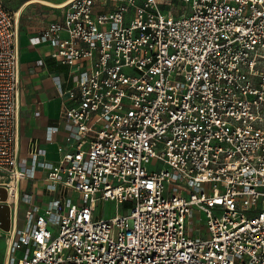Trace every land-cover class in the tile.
<instances>
[{"label":"built area","instance_id":"built-area-1","mask_svg":"<svg viewBox=\"0 0 264 264\" xmlns=\"http://www.w3.org/2000/svg\"><path fill=\"white\" fill-rule=\"evenodd\" d=\"M100 1L69 0L31 38L68 68L54 81L75 144L55 162L34 148L30 165L18 23L0 1L3 264H264V0ZM39 169L46 206L21 194Z\"/></svg>","mask_w":264,"mask_h":264},{"label":"crops","instance_id":"crops-1","mask_svg":"<svg viewBox=\"0 0 264 264\" xmlns=\"http://www.w3.org/2000/svg\"><path fill=\"white\" fill-rule=\"evenodd\" d=\"M14 14H16L19 52H20V116L17 130L18 154L20 160L31 164L30 152L34 148L44 149V160L55 162L64 153L74 148L75 141H68L73 134V127L63 117L62 107L69 102L68 96H61L54 77H67L68 68L56 64L51 59L53 47L48 42L40 45L31 43V38L52 23H61L64 20V9L57 7L69 0L56 3L52 0H0ZM116 0H101L96 4L97 13H108L114 10ZM18 6V7H17ZM17 9L14 11L13 9ZM43 60L45 66H38ZM49 128H58L53 142L48 143ZM46 171L37 170L35 180H23L21 194L28 193L34 196V204L46 206L55 199V195L47 191L44 182ZM21 207H25L23 217ZM31 206L25 203L20 205V217L25 219Z\"/></svg>","mask_w":264,"mask_h":264},{"label":"rangeland","instance_id":"rangeland-1","mask_svg":"<svg viewBox=\"0 0 264 264\" xmlns=\"http://www.w3.org/2000/svg\"><path fill=\"white\" fill-rule=\"evenodd\" d=\"M52 1H54L56 3H59V2H61L63 0H52ZM169 1L172 2V5L173 6H175L174 3L176 2V0H160V3L162 4V6L165 7L166 3L169 2ZM17 7L14 8L13 10L15 11L17 9ZM47 173L48 172H46L45 176H47ZM25 210H26L25 207H21V216L22 217L24 215ZM100 211L103 212V214L105 215L106 218L112 217L114 215V212H115V203H113V202H107V203H105L104 204V207H101V210ZM56 237H57V233L54 234V238H56ZM5 251H6L5 240L0 237V264H3V262L5 260Z\"/></svg>","mask_w":264,"mask_h":264},{"label":"water","instance_id":"water-1","mask_svg":"<svg viewBox=\"0 0 264 264\" xmlns=\"http://www.w3.org/2000/svg\"><path fill=\"white\" fill-rule=\"evenodd\" d=\"M7 200V192L4 188H0V202ZM11 212L7 204H0V229L8 232L11 227Z\"/></svg>","mask_w":264,"mask_h":264},{"label":"bare ground","instance_id":"bare-ground-1","mask_svg":"<svg viewBox=\"0 0 264 264\" xmlns=\"http://www.w3.org/2000/svg\"><path fill=\"white\" fill-rule=\"evenodd\" d=\"M57 7H60L61 8V7H63V5H58Z\"/></svg>","mask_w":264,"mask_h":264}]
</instances>
